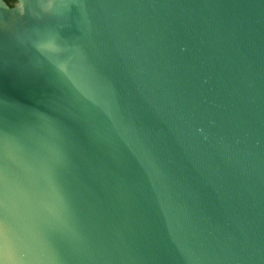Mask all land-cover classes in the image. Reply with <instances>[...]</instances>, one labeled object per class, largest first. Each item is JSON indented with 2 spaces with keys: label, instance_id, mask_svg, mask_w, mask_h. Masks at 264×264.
I'll use <instances>...</instances> for the list:
<instances>
[{
  "label": "water",
  "instance_id": "1",
  "mask_svg": "<svg viewBox=\"0 0 264 264\" xmlns=\"http://www.w3.org/2000/svg\"><path fill=\"white\" fill-rule=\"evenodd\" d=\"M0 264H264V0H0Z\"/></svg>",
  "mask_w": 264,
  "mask_h": 264
},
{
  "label": "clouds",
  "instance_id": "2",
  "mask_svg": "<svg viewBox=\"0 0 264 264\" xmlns=\"http://www.w3.org/2000/svg\"><path fill=\"white\" fill-rule=\"evenodd\" d=\"M16 10H18L21 15L24 14V6H23V4L21 2H20V7L18 9H16Z\"/></svg>",
  "mask_w": 264,
  "mask_h": 264
}]
</instances>
